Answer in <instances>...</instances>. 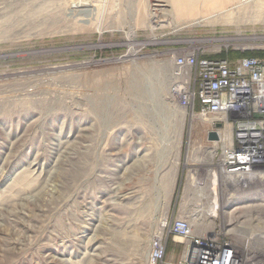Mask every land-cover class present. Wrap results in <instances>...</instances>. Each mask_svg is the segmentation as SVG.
Returning a JSON list of instances; mask_svg holds the SVG:
<instances>
[{
	"label": "rangeland",
	"instance_id": "rangeland-1",
	"mask_svg": "<svg viewBox=\"0 0 264 264\" xmlns=\"http://www.w3.org/2000/svg\"><path fill=\"white\" fill-rule=\"evenodd\" d=\"M251 46L264 0L194 20L168 0H0V264H148L156 235L176 261L178 217L260 250L264 175L214 185L211 215L216 145L170 93L173 55Z\"/></svg>",
	"mask_w": 264,
	"mask_h": 264
},
{
	"label": "built area",
	"instance_id": "built-area-1",
	"mask_svg": "<svg viewBox=\"0 0 264 264\" xmlns=\"http://www.w3.org/2000/svg\"><path fill=\"white\" fill-rule=\"evenodd\" d=\"M249 48L263 54L231 60L191 50L172 58L170 93L176 105L199 119L206 134H218L209 140L216 145V163L206 174L220 176L219 183L208 176L212 187L222 181L228 189H243L264 175V46ZM169 232L183 244L180 257L166 260V240L156 235L149 242L148 264H264V236L261 249L254 250L247 241L196 233L183 217L171 221Z\"/></svg>",
	"mask_w": 264,
	"mask_h": 264
},
{
	"label": "crops",
	"instance_id": "crops-1",
	"mask_svg": "<svg viewBox=\"0 0 264 264\" xmlns=\"http://www.w3.org/2000/svg\"><path fill=\"white\" fill-rule=\"evenodd\" d=\"M237 0H168L171 12L179 19L194 20L207 15H214L232 6ZM198 127V125H197ZM200 146L208 142L207 134L194 137Z\"/></svg>",
	"mask_w": 264,
	"mask_h": 264
},
{
	"label": "bare ground",
	"instance_id": "bare-ground-1",
	"mask_svg": "<svg viewBox=\"0 0 264 264\" xmlns=\"http://www.w3.org/2000/svg\"><path fill=\"white\" fill-rule=\"evenodd\" d=\"M156 16H157V14H156V12L154 11V12H151L150 13V17H151V19L153 18L154 20L156 19ZM132 52H134V51H132ZM210 152L212 153V154H214L215 153V145H214V147H212L211 148V150H210ZM175 164H176V162H175ZM209 176V175H208ZM259 177V176H258ZM209 178L211 179V180H214V183H219V180H220V176L219 175H217L216 176V174H214V177H213V175L212 174H210V176H209ZM196 183H198L197 181H196ZM212 186V184H209V189L212 191L214 188H215V186H214V188L213 187H211ZM220 187V186H219ZM213 188V189H212ZM218 188V187H217ZM214 191V190H213ZM212 191V193H213V203H212V205H211V207L209 206V211L208 212H210L211 213V215H213V214H215V212H216V207H218V202H217V200H218V194H216V189H215V191L213 192ZM223 191V190H222ZM198 208V207H197ZM163 224H164V222H163ZM162 224V225H163ZM254 237H256V235L254 236ZM259 237H261V236H259ZM255 239H257V238H255ZM260 244V243H259ZM256 246V245H255ZM259 246V245H258Z\"/></svg>",
	"mask_w": 264,
	"mask_h": 264
},
{
	"label": "water",
	"instance_id": "water-1",
	"mask_svg": "<svg viewBox=\"0 0 264 264\" xmlns=\"http://www.w3.org/2000/svg\"><path fill=\"white\" fill-rule=\"evenodd\" d=\"M216 126L218 127V126H220V124L217 123ZM207 139L208 140H216V139H218V134H217L216 130H209L207 132Z\"/></svg>",
	"mask_w": 264,
	"mask_h": 264
},
{
	"label": "trees",
	"instance_id": "trees-1",
	"mask_svg": "<svg viewBox=\"0 0 264 264\" xmlns=\"http://www.w3.org/2000/svg\"><path fill=\"white\" fill-rule=\"evenodd\" d=\"M263 54V52H258V53H254V54H247L246 56H251V55H257V56H261ZM231 60L235 59V55H237L236 53H231V54H226ZM167 250V248H166Z\"/></svg>",
	"mask_w": 264,
	"mask_h": 264
}]
</instances>
